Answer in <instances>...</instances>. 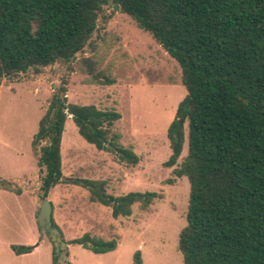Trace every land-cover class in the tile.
I'll return each mask as SVG.
<instances>
[{"label": "trees", "instance_id": "obj_1", "mask_svg": "<svg viewBox=\"0 0 264 264\" xmlns=\"http://www.w3.org/2000/svg\"><path fill=\"white\" fill-rule=\"evenodd\" d=\"M107 2L0 0V79L70 61L91 37ZM113 2L181 67L186 94L167 128L171 153L164 164L177 162L186 126L187 151L173 170L189 182L186 224L178 235L183 264H264V0ZM84 66L93 80L109 81L90 59ZM69 115L88 143L128 164L138 161L112 131L117 111L68 103L64 95L53 94L32 141L34 149L45 141L39 147L42 199L68 180L86 188L92 202L110 207L114 218L130 215L135 203L149 206L158 197L155 191L116 196L106 192L103 181L63 177L60 143ZM52 226L58 228L53 220ZM68 243L94 252L116 247L115 239L88 233ZM10 247L16 254L33 249ZM52 247L55 264L58 254ZM133 264H142L138 250Z\"/></svg>", "mask_w": 264, "mask_h": 264}, {"label": "rangeland", "instance_id": "obj_2", "mask_svg": "<svg viewBox=\"0 0 264 264\" xmlns=\"http://www.w3.org/2000/svg\"><path fill=\"white\" fill-rule=\"evenodd\" d=\"M114 5L108 0L102 6L91 37L70 61L45 65L39 73L27 70L0 79V264H54L51 233L37 223L44 172L39 147L45 141L35 149L32 144L53 94L64 95L68 103L117 111L120 117L112 131L122 146L138 156L135 164H128L113 152L96 148L68 116L60 143L64 178L103 181L106 192L116 196L131 191L158 194L146 208L135 203L130 215L114 218L110 207L89 199L86 188L68 180L54 185L46 198L67 243L55 264H133L137 250L142 264H183L178 235L186 224L189 182L173 170L187 151L186 126L177 162L164 164L171 153L167 128L186 94L181 67L149 32ZM85 59L109 81L93 80ZM84 233L115 239L116 247L94 252L68 243ZM30 238L33 243H27ZM11 244L33 249L16 254ZM64 253L67 256L60 259Z\"/></svg>", "mask_w": 264, "mask_h": 264}, {"label": "water", "instance_id": "obj_3", "mask_svg": "<svg viewBox=\"0 0 264 264\" xmlns=\"http://www.w3.org/2000/svg\"><path fill=\"white\" fill-rule=\"evenodd\" d=\"M116 7H118L117 4L114 5V8ZM51 211H52V206L49 199L47 198L42 199L37 214V223L41 230H47L51 233L53 245L55 247L56 253L58 254L60 250L67 248V243H65L62 240L59 230L56 227L52 226ZM66 256H67L66 253H64V255H59L60 259H63Z\"/></svg>", "mask_w": 264, "mask_h": 264}, {"label": "crops", "instance_id": "obj_4", "mask_svg": "<svg viewBox=\"0 0 264 264\" xmlns=\"http://www.w3.org/2000/svg\"><path fill=\"white\" fill-rule=\"evenodd\" d=\"M27 243H33L32 239H31V238L28 239V240H27Z\"/></svg>", "mask_w": 264, "mask_h": 264}]
</instances>
